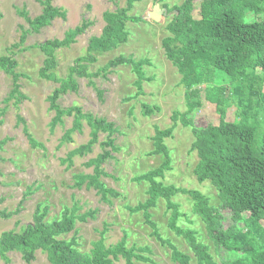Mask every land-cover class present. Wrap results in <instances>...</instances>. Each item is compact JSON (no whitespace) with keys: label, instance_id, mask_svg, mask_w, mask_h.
I'll return each mask as SVG.
<instances>
[{"label":"rangeland","instance_id":"1","mask_svg":"<svg viewBox=\"0 0 264 264\" xmlns=\"http://www.w3.org/2000/svg\"><path fill=\"white\" fill-rule=\"evenodd\" d=\"M40 1L0 0V56L13 54L17 63L15 70L21 74L18 81L20 92L25 96L18 104L8 100L11 77L0 71V234L10 230L17 232L21 226L31 224L38 204L48 207L47 219L59 218L63 208L73 209L76 214L93 212V217H87L84 222L76 221L75 230L61 238L69 240L74 237L76 247L87 253L96 241L102 240L105 246H109L125 237L127 247L142 249L147 259L133 264H179L171 260L170 249L151 235L152 230L144 223L142 212L131 209L148 197V182L136 181L135 178L163 162L161 154L152 153L155 131L170 128L174 123L171 136L164 139L169 167L156 180L164 186L198 191L209 198L210 204L219 203L209 181L199 183L193 173L198 157L195 151L189 150L193 139L190 129L181 124L179 116L175 122L172 120L173 113L181 114L186 109L184 89L179 84L180 75L176 68L165 57L161 41L168 35L166 26L173 14L172 11L167 12V8L180 5L184 0L135 1L127 15L138 20L126 23V42L110 50L91 52L95 61L84 62L88 65V72L94 74L119 55L136 62L143 60L139 86L133 66L122 64L90 79L76 78V90L66 92L57 100L61 108L77 106L82 112L114 124L115 132L111 138L118 150L102 163L101 168L106 175L100 176L99 180L119 195L108 196L107 201L97 190L85 184L74 186L76 175L93 172L92 166L85 164L101 152L99 143L105 140L106 133H99L98 142L89 153L83 157L72 156L69 165V153L89 140V127L82 120L81 132H70L69 139L65 138V133L72 127L73 117L64 116L61 123L51 127L54 111L49 108L47 98L58 84L39 76L44 54L35 45L52 39L62 40L68 30L80 26L82 21L91 23L75 37L74 42L54 53L56 67L53 71L56 76L66 78L74 60L86 54L89 39L101 34L105 25L103 13L126 8L127 0H52L53 6L65 12L64 19H54L38 33L27 35L22 45L12 47L19 42L21 28H27L21 12L34 18L41 13ZM155 8L159 11L158 21L150 15ZM192 17H199L197 11L192 12ZM228 82L229 77L224 76L222 80L200 86V107L188 116L196 127L218 124L214 94L217 87ZM97 91H101V96ZM143 104L157 109L150 115H143ZM234 110V106L227 110L226 121L234 120ZM17 116L24 119L27 133L42 147L30 145ZM28 188L32 193L20 204ZM171 201L180 213L185 214L176 223L193 229L198 240L209 246L216 262L233 259L224 249L214 251L204 224L193 213L189 195L177 192ZM148 212L158 233L188 254L190 264H196L184 240L168 228L170 212L165 200L157 199ZM3 214L9 216L4 217ZM6 257L7 261L0 258V264H26L18 252L6 253ZM29 264L49 263L46 254L38 250ZM115 264L126 262L120 258Z\"/></svg>","mask_w":264,"mask_h":264},{"label":"trees","instance_id":"2","mask_svg":"<svg viewBox=\"0 0 264 264\" xmlns=\"http://www.w3.org/2000/svg\"><path fill=\"white\" fill-rule=\"evenodd\" d=\"M135 1L138 0H127L126 8L103 13L105 25L101 34L89 39L86 54L74 60L66 78L56 76L53 71L56 67L54 53L74 42L75 37L91 23L82 21L80 26L68 30L62 40L52 39L35 45L44 54L39 76L58 84L47 98L49 108L54 111L51 127L61 123L64 116L73 117L72 127L65 133L67 139L70 132H81L82 120L89 127V140L69 153V165L72 156L83 157L89 153L98 142L99 133H106L105 140L99 143L101 152L85 164L92 166L93 172L76 175L74 184L76 187L85 184L97 190L104 201L108 200V196L119 195L99 180L100 176L106 175L101 168L102 163L118 150L111 138L115 132L114 124L82 112L77 106L61 108L57 100L66 92L76 90V78L90 79L122 64L133 66L139 86L143 60L136 62L119 55L94 74L89 73L88 65L84 64L95 61L91 52L110 50L126 42V23L138 20L127 15ZM51 2L40 1L41 13L34 18L21 12L27 28H21L19 42L12 47L22 45L27 35L38 33L54 19H64L65 12ZM171 11L172 18L166 26L168 35L162 39L161 46L166 59L180 75L179 84L184 89L186 107L181 114L173 113L172 120L175 122L176 116H179L181 124L190 129L193 139L189 150L195 151L198 157L193 173L199 183L209 181L219 203L210 204L209 198L198 191L164 186L156 180L169 167L170 159L164 139L171 136L174 123L170 128L155 131L152 153L161 154L163 162L135 178L136 181L148 182V197L131 211L142 212L144 223L152 230L151 235L170 249L171 260L179 264H190V256L158 233L148 212V208L160 198L165 200L170 212L169 230L184 240L196 264H264V0H184L180 5L167 8V12ZM193 11H197V19L192 17ZM12 55L0 56V71L11 77L12 88L8 100L18 104L25 96L20 92L18 81L21 74L15 70L17 63ZM224 76L229 77L228 84L217 87L214 94L218 124L196 127L188 116L200 107V86L222 80ZM97 93L101 96V91ZM232 106L235 108L234 120L229 122L225 120V114ZM143 109V115H150L157 108L143 104ZM17 120L22 124L30 145L42 147L27 133L24 119L17 116ZM177 192L190 196L193 213L204 224L207 239L212 242L214 251L224 249L233 256L232 260L216 262L209 252V246L198 240L193 229L176 223L177 219L185 216L171 201ZM31 193L32 190L28 188L20 204ZM93 214H76L73 209L63 208L59 218L47 219L48 207L38 204L31 224L21 226L17 232L10 230L0 234V258L7 261L6 253L18 252L22 261L29 264L39 250L46 254L49 264H115L120 258L126 264L147 261L142 249L127 247L125 237L109 246H105L102 240L96 241L87 253L76 247L74 237L69 240L61 238L75 230L76 221L84 222Z\"/></svg>","mask_w":264,"mask_h":264},{"label":"water","instance_id":"3","mask_svg":"<svg viewBox=\"0 0 264 264\" xmlns=\"http://www.w3.org/2000/svg\"><path fill=\"white\" fill-rule=\"evenodd\" d=\"M159 11L157 10V8H155L152 12H151V17L155 20L158 21L159 19V15H158Z\"/></svg>","mask_w":264,"mask_h":264}]
</instances>
